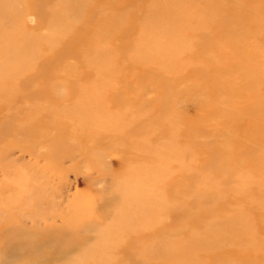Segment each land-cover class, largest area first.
I'll list each match as a JSON object with an SVG mask.
<instances>
[{
	"label": "rangeland",
	"instance_id": "374dc122",
	"mask_svg": "<svg viewBox=\"0 0 264 264\" xmlns=\"http://www.w3.org/2000/svg\"><path fill=\"white\" fill-rule=\"evenodd\" d=\"M0 264H264V0H0Z\"/></svg>",
	"mask_w": 264,
	"mask_h": 264
}]
</instances>
